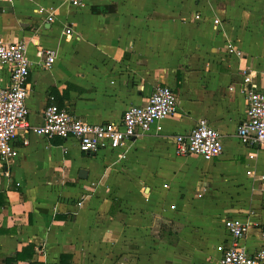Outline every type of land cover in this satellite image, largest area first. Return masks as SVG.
<instances>
[{
    "label": "crops",
    "instance_id": "crops-1",
    "mask_svg": "<svg viewBox=\"0 0 264 264\" xmlns=\"http://www.w3.org/2000/svg\"><path fill=\"white\" fill-rule=\"evenodd\" d=\"M0 40L24 43L30 62L28 128L0 163V264L26 247L32 258L12 264H218L234 244L227 219L250 223L238 247L264 249V150L237 137L242 73L264 94V0H0ZM39 49L56 52L50 69ZM157 86L175 114L119 149L84 154L30 130L49 104L118 124ZM199 120L220 135L217 158L175 154Z\"/></svg>",
    "mask_w": 264,
    "mask_h": 264
},
{
    "label": "built area",
    "instance_id": "built-area-1",
    "mask_svg": "<svg viewBox=\"0 0 264 264\" xmlns=\"http://www.w3.org/2000/svg\"><path fill=\"white\" fill-rule=\"evenodd\" d=\"M65 1L73 8L83 5V0ZM213 23L217 25L218 20ZM65 33L69 35L71 30L67 29ZM227 49L229 53L240 55L232 46ZM36 56L44 69H50L55 62L56 52L39 49ZM0 66L7 67L9 72L8 86L0 84V163L6 166L17 156L14 142L18 132L28 128L29 114L25 100L30 62L26 57L25 44L0 40ZM242 74L243 83L247 85L243 91L246 112L237 128V137L244 146L264 150V94L252 85L249 74ZM176 109L177 99L171 88L157 86L145 105L129 107L118 124H89L65 108L49 104L43 111L42 124L30 130L32 134L46 139H73L81 153L90 154L125 146L130 140L148 132L154 123L175 114ZM174 151L178 156H199L211 160L221 155L223 147L218 132L209 127L205 120H199L189 134L175 137ZM260 178L264 180V174ZM223 225L234 244L216 248L220 253L218 264H264V249L248 254L236 244L245 235L250 223L227 219Z\"/></svg>",
    "mask_w": 264,
    "mask_h": 264
},
{
    "label": "trees",
    "instance_id": "trees-1",
    "mask_svg": "<svg viewBox=\"0 0 264 264\" xmlns=\"http://www.w3.org/2000/svg\"><path fill=\"white\" fill-rule=\"evenodd\" d=\"M29 249H30V247H26L21 252L17 253L14 257L7 258L4 261V264H12V263L16 262L17 260L31 259L32 258V254L28 253ZM30 264H42V263H32L31 262Z\"/></svg>",
    "mask_w": 264,
    "mask_h": 264
}]
</instances>
